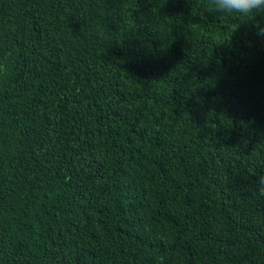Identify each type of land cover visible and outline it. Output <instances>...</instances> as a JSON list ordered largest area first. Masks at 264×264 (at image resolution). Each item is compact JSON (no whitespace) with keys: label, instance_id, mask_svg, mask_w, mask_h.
I'll return each mask as SVG.
<instances>
[{"label":"trees","instance_id":"trees-1","mask_svg":"<svg viewBox=\"0 0 264 264\" xmlns=\"http://www.w3.org/2000/svg\"><path fill=\"white\" fill-rule=\"evenodd\" d=\"M0 0V264H264V13Z\"/></svg>","mask_w":264,"mask_h":264},{"label":"clouds","instance_id":"clouds-1","mask_svg":"<svg viewBox=\"0 0 264 264\" xmlns=\"http://www.w3.org/2000/svg\"><path fill=\"white\" fill-rule=\"evenodd\" d=\"M209 11L233 14L240 18L254 17L257 13H264V0H209ZM256 34L264 37V23L255 25ZM253 194L264 197V176L256 182Z\"/></svg>","mask_w":264,"mask_h":264}]
</instances>
